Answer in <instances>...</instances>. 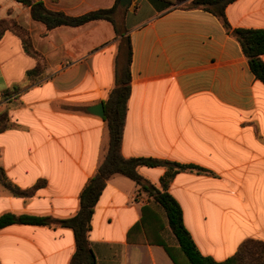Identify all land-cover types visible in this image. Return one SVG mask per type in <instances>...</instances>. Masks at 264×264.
<instances>
[{"label":"crops","instance_id":"crops-1","mask_svg":"<svg viewBox=\"0 0 264 264\" xmlns=\"http://www.w3.org/2000/svg\"><path fill=\"white\" fill-rule=\"evenodd\" d=\"M80 16L117 0H43ZM191 1V0H185ZM184 1V2H185ZM178 3L131 0L114 21L48 29L31 7L0 0V216H74L80 194L107 151L105 116L116 61L132 48L131 95L122 154L200 169L178 172L168 192L202 254L223 261L248 238L264 240V83L240 42L214 13ZM233 28H264V0L226 8ZM264 59V56H263ZM39 68L34 81L28 70ZM162 166L140 167L161 188ZM164 208L133 179L113 175L90 231L97 264H175ZM71 228L12 224L0 230V264H70Z\"/></svg>","mask_w":264,"mask_h":264},{"label":"trees","instance_id":"trees-1","mask_svg":"<svg viewBox=\"0 0 264 264\" xmlns=\"http://www.w3.org/2000/svg\"><path fill=\"white\" fill-rule=\"evenodd\" d=\"M31 7L34 20L43 22L48 29L61 25L78 26L89 21L105 19L114 21L117 3L111 8H102L87 12L80 16H70L62 11L50 10L43 0H17ZM168 5H181L202 8L217 15L227 30L240 42L243 52L256 78L264 83V28H233L226 15L227 6L236 0H152ZM185 1V2H184ZM2 31H0L1 37ZM131 61L132 48L130 37H127L126 51L116 61V81L108 100L105 102V120L109 127V143L107 151L95 175L88 181L80 194L78 212L69 218H54L35 214L5 213L0 216V230L12 224L55 225L71 228L74 232L76 250L70 264H97L96 254L91 246L90 231L96 203L106 188L108 180L115 174H122L133 179L140 188L147 191L164 208L169 226L176 237L177 244L170 245L164 240L160 242L175 264H264V240L248 238L239 246L236 253L226 260L217 261L211 256L201 253L190 231L185 225L180 203L168 192V185L175 175L182 170L200 169L193 164H181L171 160L153 157H130L122 154L124 127L131 95ZM40 72L39 68L28 70L27 76L34 81ZM9 124L0 121V130ZM162 166L166 172L161 179L162 186L150 185L140 173V167ZM202 170V169H200ZM0 178L18 194H26L6 182L0 169Z\"/></svg>","mask_w":264,"mask_h":264},{"label":"water","instance_id":"water-1","mask_svg":"<svg viewBox=\"0 0 264 264\" xmlns=\"http://www.w3.org/2000/svg\"><path fill=\"white\" fill-rule=\"evenodd\" d=\"M131 0H121V3L123 5L130 4ZM88 110L96 115H99L101 117L105 116V106L103 102H100L98 104L92 105L88 108Z\"/></svg>","mask_w":264,"mask_h":264}]
</instances>
